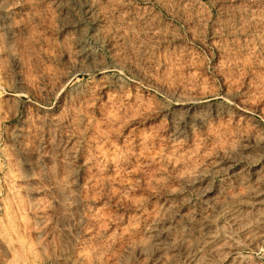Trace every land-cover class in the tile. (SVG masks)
Masks as SVG:
<instances>
[{
	"label": "rangeland",
	"instance_id": "rangeland-1",
	"mask_svg": "<svg viewBox=\"0 0 264 264\" xmlns=\"http://www.w3.org/2000/svg\"><path fill=\"white\" fill-rule=\"evenodd\" d=\"M0 264H264V0H0Z\"/></svg>",
	"mask_w": 264,
	"mask_h": 264
}]
</instances>
